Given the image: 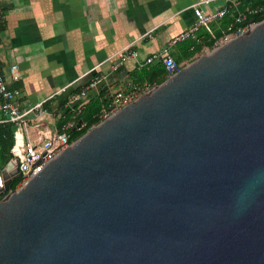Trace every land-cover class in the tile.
Segmentation results:
<instances>
[{"label": "water", "instance_id": "obj_1", "mask_svg": "<svg viewBox=\"0 0 264 264\" xmlns=\"http://www.w3.org/2000/svg\"><path fill=\"white\" fill-rule=\"evenodd\" d=\"M17 163L0 169V264H264V20L13 189Z\"/></svg>", "mask_w": 264, "mask_h": 264}, {"label": "crops", "instance_id": "obj_2", "mask_svg": "<svg viewBox=\"0 0 264 264\" xmlns=\"http://www.w3.org/2000/svg\"><path fill=\"white\" fill-rule=\"evenodd\" d=\"M197 1L0 0V73L7 74L12 63L19 66V78L8 82L21 91L20 108L47 104L44 124L53 129L74 118L86 103L85 99L72 105L64 99L70 96L66 91L83 86L93 72L106 73L107 79L87 96L103 91L104 97H110L146 57L167 49L175 58L186 39L198 43L205 31L221 35L224 17L243 16L259 0H210L202 4L205 12L226 7L225 14L211 22L210 30L198 26L190 36L174 42L176 34L195 25L192 6ZM127 48L137 52L136 58L111 70L118 53ZM207 48L202 45L193 58ZM22 137L35 140L34 128L29 125Z\"/></svg>", "mask_w": 264, "mask_h": 264}, {"label": "built area", "instance_id": "obj_3", "mask_svg": "<svg viewBox=\"0 0 264 264\" xmlns=\"http://www.w3.org/2000/svg\"><path fill=\"white\" fill-rule=\"evenodd\" d=\"M209 1L210 0H198L193 4L192 10L196 18V23L193 27L176 34L173 38L174 42L190 36L198 26L210 30L211 22L225 14L226 7L215 8L211 12H205L202 8V4ZM243 16H236L234 18L235 23L229 24L221 37L214 38L212 46L207 48L206 52L245 32L252 26V24L264 20L263 17L259 21H248L244 25L236 24L243 19ZM136 55L137 52L135 50L128 48L119 52L117 63L111 66V70H115L127 59H135ZM156 60L162 61L166 78L175 74L179 68L189 62L185 61L184 63L177 64L167 49H163L157 54L146 57L143 62L144 64H149ZM19 76V66L16 63H12L8 66L7 74L0 73V121L11 122L14 124V143L10 149V153L11 157H15L18 160L17 168L20 175L14 189L24 185L29 178L74 141L69 139L68 131L70 129L80 131L84 127L83 123L77 124L74 118H70L61 122L57 127L50 129L44 124L46 109L43 107L42 101L34 103L26 109H21L19 102L21 91L19 87L9 86L8 82L9 79H18ZM106 79V73L93 72L87 82L80 88L79 92L73 93L69 96L67 103L75 105L85 101L87 93L90 90L95 89L100 82H105ZM125 85L129 87L128 91L124 92L121 87L111 93L108 105L106 107L103 106L100 111L98 122L106 119L127 103L147 93L154 88L156 84L136 86L128 81ZM30 114H33V117L30 118ZM29 125L34 128L36 135L35 140L22 137Z\"/></svg>", "mask_w": 264, "mask_h": 264}, {"label": "trees", "instance_id": "obj_4", "mask_svg": "<svg viewBox=\"0 0 264 264\" xmlns=\"http://www.w3.org/2000/svg\"><path fill=\"white\" fill-rule=\"evenodd\" d=\"M263 17H264V0H259L249 5L248 10L245 12L243 16V19L236 24L244 25L250 20L259 21ZM231 23H235L234 17L226 16L223 18V20L220 23L223 27L222 35L226 31L227 26ZM1 28L2 25L0 23V29ZM222 35H220L218 32H213L211 34L208 31H205V33H203L202 35V40L198 43H196L192 39H186L185 41H183L182 46L180 48V50L182 51L181 54H178L173 59L177 64H179L180 61L182 60L191 61L194 55L200 51L202 45L211 47L214 42V38H219ZM165 78L166 75H165V69L163 63L161 60H156L149 64H143L139 67L138 70L133 71V73L130 74L129 82L133 83L136 86H143L145 84H159ZM81 87L82 86L78 85L72 88L70 92L66 91V93L68 92L67 96L68 94L71 95L73 93L79 92ZM122 89L124 92H126L128 91L129 87L127 85H124ZM102 93L103 91L100 92L98 96H87L86 103L80 109L81 111L77 112L74 116L75 122L77 124L83 123L84 127L80 131H75L74 129H70L68 131L70 140H75L85 131H87L90 127L98 123L101 109L103 108V106L106 107L110 100L109 96L104 97ZM64 100L66 101L67 97ZM62 104H64V102ZM46 106L48 105L46 104ZM13 143H14V124L11 122L0 121V169L11 158L10 149ZM17 181L18 179L12 181L13 184L11 183V187L13 189L16 187Z\"/></svg>", "mask_w": 264, "mask_h": 264}, {"label": "bare ground", "instance_id": "obj_5", "mask_svg": "<svg viewBox=\"0 0 264 264\" xmlns=\"http://www.w3.org/2000/svg\"><path fill=\"white\" fill-rule=\"evenodd\" d=\"M256 8V7H255ZM253 13V12H252ZM222 35V34H221ZM210 47V46H209ZM12 84V83H11ZM14 85V84H13ZM68 100V99H67ZM45 107V106H44ZM81 111V110H80ZM13 184V183H12Z\"/></svg>", "mask_w": 264, "mask_h": 264}]
</instances>
